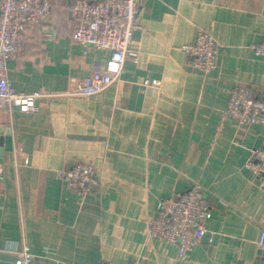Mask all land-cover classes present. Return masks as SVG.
Masks as SVG:
<instances>
[{
  "label": "crops",
  "instance_id": "obj_1",
  "mask_svg": "<svg viewBox=\"0 0 264 264\" xmlns=\"http://www.w3.org/2000/svg\"><path fill=\"white\" fill-rule=\"evenodd\" d=\"M71 0H53L54 38L31 33L7 64L13 88L41 93L35 108L0 112V264L26 244L35 264H264V184L246 167L264 147V122L240 126L224 111L230 89L264 100V0H137L140 13L120 80L102 92L63 94L70 77L106 68L110 53L72 39ZM218 44L209 74L183 46L197 30ZM8 131V133H7ZM9 143L10 148H6ZM89 163L99 185L82 199L58 170ZM199 182L212 215L186 258L146 233L159 199Z\"/></svg>",
  "mask_w": 264,
  "mask_h": 264
},
{
  "label": "built area",
  "instance_id": "obj_2",
  "mask_svg": "<svg viewBox=\"0 0 264 264\" xmlns=\"http://www.w3.org/2000/svg\"><path fill=\"white\" fill-rule=\"evenodd\" d=\"M53 0H0V112L12 107L23 111L34 109L41 93L30 95L17 92L9 79L8 60L23 56L31 36L40 30L43 39L54 38L48 21L53 12ZM75 29L73 41L84 48L110 53L106 68L85 77L72 76L63 93L70 96L91 95L104 91L120 80L127 55L138 56L131 50L136 30L140 27V7L137 0H71L67 6ZM257 56H264V39L250 45ZM190 63L205 74L216 66L218 44L214 37L199 28L193 42L183 46ZM224 115L240 126L264 122V100L257 97L255 89L235 85ZM246 167L264 184V147L256 148L246 162ZM4 164L0 162V177ZM64 184L74 189L84 199L99 185L97 171L89 163H79L58 170ZM212 208L203 184L195 182L190 188L172 197L159 199L156 213L146 220V233L151 239H161L178 247L180 258H186L199 243L207 229L206 220ZM258 244L264 249V229ZM15 264H35V254L24 244ZM106 264V263H105ZM129 264H141L133 261Z\"/></svg>",
  "mask_w": 264,
  "mask_h": 264
},
{
  "label": "water",
  "instance_id": "obj_3",
  "mask_svg": "<svg viewBox=\"0 0 264 264\" xmlns=\"http://www.w3.org/2000/svg\"><path fill=\"white\" fill-rule=\"evenodd\" d=\"M7 133H8V131H7ZM9 137H6V139L4 140L3 138H1L0 139V155L2 154V148H1V146H3L4 145V143L3 142H9ZM9 146V143H6V148H10V147H8Z\"/></svg>",
  "mask_w": 264,
  "mask_h": 264
}]
</instances>
